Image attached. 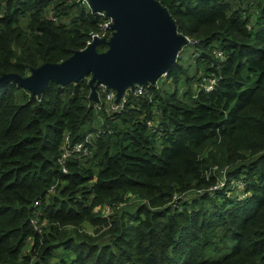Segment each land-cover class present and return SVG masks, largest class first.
Wrapping results in <instances>:
<instances>
[{"label": "trees", "instance_id": "16d2710c", "mask_svg": "<svg viewBox=\"0 0 264 264\" xmlns=\"http://www.w3.org/2000/svg\"><path fill=\"white\" fill-rule=\"evenodd\" d=\"M157 1L198 40L172 90L109 112L89 77L0 86V264H264V0ZM106 21L82 0H0V77L65 60Z\"/></svg>", "mask_w": 264, "mask_h": 264}, {"label": "water", "instance_id": "95a60500", "mask_svg": "<svg viewBox=\"0 0 264 264\" xmlns=\"http://www.w3.org/2000/svg\"><path fill=\"white\" fill-rule=\"evenodd\" d=\"M92 12H104L111 19L108 39L95 38L85 48L59 63H44L27 76L9 73L0 77V86L16 82L33 95H39L54 80L61 85L89 76L90 99L97 102L96 86L105 84L115 91L118 103L126 88L153 84L173 65L186 45L174 20L157 0H82ZM106 46L103 52L97 51Z\"/></svg>", "mask_w": 264, "mask_h": 264}, {"label": "built area", "instance_id": "2783aa9c", "mask_svg": "<svg viewBox=\"0 0 264 264\" xmlns=\"http://www.w3.org/2000/svg\"><path fill=\"white\" fill-rule=\"evenodd\" d=\"M84 2L90 8L89 4L86 1H84ZM99 14L104 15V12H100ZM111 23H112L111 19L108 18V21H106L105 23L102 24L101 30H99L97 32H94V33H91L90 34V38L86 42L85 47L88 44H90L92 42V40L95 39V38L108 39V38H106V35H107L106 34V30L107 29L111 30L110 29ZM111 32H112V30H111ZM185 41H186V45H191V46L196 45L198 43L197 39L190 38V37H185ZM218 55H220V53H218ZM165 76H166V73L161 75L160 77H165ZM158 79L153 84H151L149 82L147 84H143V85L142 84H134L133 86H131L129 88H126L124 93H123V95H122V97H121V99H120V101L118 103H115V99H116L115 91L110 89V88H108L105 84H99L98 85V90L101 92V94L103 96V99H104V102L108 106L107 110L109 112L119 111L120 109H122L123 105L125 104L126 97H127L128 94L145 95L147 93L148 87L152 86V87H155V88H159ZM214 84H215V79L212 76H210V77H207V78L203 79V81L200 83V87L204 88L207 91H209V90L213 89ZM97 104H98V108H100L101 104H99V103H97ZM83 144L84 143H77V144L73 145L72 147H65L64 148V152L62 154V157L60 159V162L62 163L64 161V159L67 156L71 155L72 153L80 152V150H82V148H83ZM232 185H233V187H237L238 189H242V187H243V183L241 181H232ZM223 186H224V182L223 181H219L218 184L216 186H214L213 188H221ZM242 196H245V194H243ZM109 211H110V208L106 207L105 210H104V213L105 212L108 213Z\"/></svg>", "mask_w": 264, "mask_h": 264}, {"label": "rangeland", "instance_id": "374dc122", "mask_svg": "<svg viewBox=\"0 0 264 264\" xmlns=\"http://www.w3.org/2000/svg\"><path fill=\"white\" fill-rule=\"evenodd\" d=\"M183 48H185V52H184V55H183V56H185V58L183 57V60H184V61H187V57L192 53L193 48H192L191 45H186V46H184ZM89 76H90V75H89ZM89 76H86V77H89ZM158 84H159V87H162V88H168V89H171V90L174 88V83H173L171 80L166 79L165 77H160V78L158 79ZM178 86H180V85H178ZM97 98H98V100H97L96 103H99V104H101V105H105L106 108H108V106H107V104L104 102L103 96H102V94H101V92H100L99 90H97ZM233 193L238 194V189H236V191H234ZM236 194H235V195H236ZM131 202H132V201H131ZM131 202H128V203H131ZM105 213H106V212H105ZM82 228H83L84 230L88 231V232H93V231H92L93 229H91L88 225H84ZM228 245H231V243H228ZM227 250H228V247H225L224 250L221 251V252L219 253V255H220V254H223V253L226 252ZM59 252H63V256H64V258H66L67 260H70V259H72V258L74 257V254H73V253H70V252H64L62 249H58V250H57V253H59ZM217 255H218V254H217ZM56 260H57V258L53 259V262L56 261Z\"/></svg>", "mask_w": 264, "mask_h": 264}]
</instances>
